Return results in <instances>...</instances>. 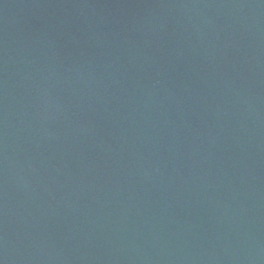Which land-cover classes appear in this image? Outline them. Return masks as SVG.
<instances>
[{
	"label": "water",
	"instance_id": "obj_1",
	"mask_svg": "<svg viewBox=\"0 0 264 264\" xmlns=\"http://www.w3.org/2000/svg\"><path fill=\"white\" fill-rule=\"evenodd\" d=\"M0 264H264V0H0Z\"/></svg>",
	"mask_w": 264,
	"mask_h": 264
}]
</instances>
